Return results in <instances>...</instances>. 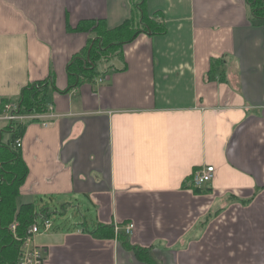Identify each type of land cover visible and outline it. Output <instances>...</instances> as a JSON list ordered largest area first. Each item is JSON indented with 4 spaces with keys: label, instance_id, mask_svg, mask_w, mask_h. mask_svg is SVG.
<instances>
[{
    "label": "crops",
    "instance_id": "1",
    "mask_svg": "<svg viewBox=\"0 0 264 264\" xmlns=\"http://www.w3.org/2000/svg\"><path fill=\"white\" fill-rule=\"evenodd\" d=\"M248 7L146 0L165 34L142 33L102 83L68 92V63L90 38L68 27L114 29L131 0H0V98L56 85L50 124L23 133L19 203L82 212L36 237L47 264H144L121 245L130 223L128 242L156 264H264V22ZM206 166L213 181L194 192L187 179ZM100 225L114 238L91 235Z\"/></svg>",
    "mask_w": 264,
    "mask_h": 264
},
{
    "label": "trees",
    "instance_id": "2",
    "mask_svg": "<svg viewBox=\"0 0 264 264\" xmlns=\"http://www.w3.org/2000/svg\"><path fill=\"white\" fill-rule=\"evenodd\" d=\"M247 1L252 21L264 22V0ZM131 2L130 18L114 29L107 27L106 21L101 19L82 20L76 27H68V31L72 33L90 36L86 47L68 63V92L84 83L94 84L100 77L97 65L102 62L112 65L116 60L121 61L123 48L133 43L142 33L156 37L165 34L166 27L161 16L151 17L146 12V0ZM54 80L51 76L48 80L29 84L21 91L19 98L14 101L3 99V103H15L17 109L14 112L20 116L44 115L48 113L50 106L48 93L53 89L55 91ZM36 122L39 121H11L0 129V264H18L22 242L28 229L36 222L39 214L50 217L46 206L37 212L35 203H19L20 189L27 179L28 167L23 160L22 148H18L16 142L23 138L27 126ZM191 178L187 179L189 184ZM192 190L202 192L201 189ZM13 224H17L15 234L11 230ZM114 230L113 226L100 225L91 235L97 239H113ZM127 238L126 235L120 236L121 245L126 251L133 252L144 264H156L149 250L132 246Z\"/></svg>",
    "mask_w": 264,
    "mask_h": 264
},
{
    "label": "built area",
    "instance_id": "3",
    "mask_svg": "<svg viewBox=\"0 0 264 264\" xmlns=\"http://www.w3.org/2000/svg\"><path fill=\"white\" fill-rule=\"evenodd\" d=\"M98 79L99 83H102L104 79ZM17 105L15 103H3V98H0V123H8L11 121H22V120H30V119H37L38 121L41 120H49L51 115H53V108L49 107L48 113L44 115L38 116H20L16 114L14 111L17 109ZM42 122L44 126H48L50 122L48 121ZM18 148H22V139L16 142ZM215 175V168L213 166H206L203 168L197 169L194 174L191 176L190 186L192 189H203L205 186L210 184ZM39 219L42 220L39 223ZM52 220L50 217H46L43 214H39L37 220L32 226L28 229L27 236L24 237L25 239L22 242V247L20 250V256L18 260V264H47L46 259V251L44 248L39 246L36 242V237L41 235L43 232H48L53 228ZM17 224L11 225V230L13 234L16 232ZM135 225L130 223L126 225L125 234L127 236H131L134 232Z\"/></svg>",
    "mask_w": 264,
    "mask_h": 264
},
{
    "label": "rangeland",
    "instance_id": "4",
    "mask_svg": "<svg viewBox=\"0 0 264 264\" xmlns=\"http://www.w3.org/2000/svg\"><path fill=\"white\" fill-rule=\"evenodd\" d=\"M109 65H111V64L110 63L105 64V62H102L99 65H97L98 66L97 71L101 74L102 71L104 70V68L108 69ZM55 208H58V209L55 210ZM61 209L62 208H59L58 206L55 207L54 205L50 207V210H49L50 218H51L53 224H55V225H62L63 223L73 225L74 222H76V220L82 214L81 210H78L79 209L78 207H75V208L69 207V208H67L66 212H62ZM55 211H58V214H60L59 212H62L63 216L62 217L59 216L57 213H55ZM83 215L86 216V218H87V215H85L84 213H83ZM69 220H71V221H69ZM41 222H42V220L39 219V223H41Z\"/></svg>",
    "mask_w": 264,
    "mask_h": 264
}]
</instances>
